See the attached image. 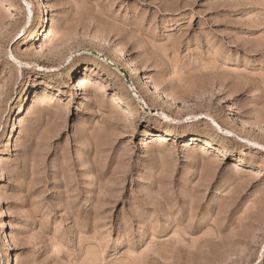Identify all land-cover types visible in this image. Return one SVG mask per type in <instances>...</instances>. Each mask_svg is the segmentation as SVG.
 Masks as SVG:
<instances>
[{"label": "rangeland", "instance_id": "rangeland-1", "mask_svg": "<svg viewBox=\"0 0 264 264\" xmlns=\"http://www.w3.org/2000/svg\"><path fill=\"white\" fill-rule=\"evenodd\" d=\"M0 264H264V0H0Z\"/></svg>", "mask_w": 264, "mask_h": 264}, {"label": "bare ground", "instance_id": "bare-ground-1", "mask_svg": "<svg viewBox=\"0 0 264 264\" xmlns=\"http://www.w3.org/2000/svg\"><path fill=\"white\" fill-rule=\"evenodd\" d=\"M117 47H120V46H117ZM117 47H115L116 48V50H117ZM119 49V48H118ZM119 52L122 54V51H120L119 50ZM117 54H118V52H117ZM124 55V54H123ZM126 61V63H127V67H130V74H134V73H138L139 72V70L136 68V67H134L133 66V64L131 63V61H127V60H125ZM134 63V62H133ZM148 79V81H150L149 79H150V77L149 76H146V80ZM145 80V79H144ZM150 83H151V85H153V87H154V89L156 90L155 92V94L156 95H154V96H159V94H161V91H163L162 89H161V87H160V85H158V84H156L155 82H152V81H150ZM151 90H153V89H151ZM166 96H167V101H176V97L173 95V93H166ZM233 105V104H232ZM230 106V105H229ZM235 107V106H234ZM235 109V108H234ZM231 112L232 113H234V110H233V108H232V106H231ZM162 117H163V119H165L166 121L167 120H169V117L166 115V114H162ZM165 131H166V133L167 132H172L173 130L171 129V127H166L165 128ZM183 131L184 132H186L184 129H183ZM153 134V136L155 137L157 134L156 133H152ZM156 140H158V139H156ZM205 142L207 143V144H209V139H205ZM117 242H118V240H117Z\"/></svg>", "mask_w": 264, "mask_h": 264}]
</instances>
